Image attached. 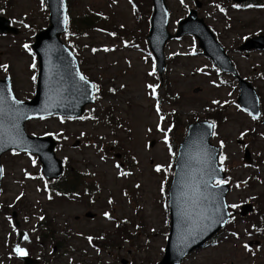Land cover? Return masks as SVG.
Segmentation results:
<instances>
[{"label": "rangeland", "instance_id": "1", "mask_svg": "<svg viewBox=\"0 0 264 264\" xmlns=\"http://www.w3.org/2000/svg\"><path fill=\"white\" fill-rule=\"evenodd\" d=\"M131 1L68 0V18L97 16L87 35L67 28L61 38L75 49L81 72L99 91L95 102L85 108L84 119L31 120L25 131L30 136L53 137L56 157L67 168L86 174L80 180L97 185V194L93 202L49 195L36 157L16 152L2 155L0 264L21 263L13 251L17 246L39 264H157L169 229L167 193L174 164L172 145L165 144L164 132L178 144L187 122L199 117L215 121L211 142L221 148L219 162L230 186L228 208L238 213L243 203L250 202L254 214L232 217L215 241L181 264H264V50H238L246 38L264 34V7H260L264 0L247 8L233 7L232 0H197L201 3L198 16L228 52L240 77L256 90L263 109L260 119L240 110L236 82L200 54L192 37L166 44L160 80L146 42L151 1ZM194 1L165 0L171 33L195 8ZM0 16L18 29L16 35H0V65H8L6 70L0 67V78L8 76L15 97L25 101L34 93L31 77L37 71L30 67L36 62L30 45L34 33L47 26L48 12L41 0H0ZM147 85L154 86V94ZM167 91L176 96L174 104ZM172 110L177 112L173 125ZM75 140L80 143L73 148ZM245 148L252 165L242 162ZM115 153L121 157L117 159ZM156 165L161 166L160 172ZM86 212L93 216L84 217ZM44 233L53 243L37 242V235ZM256 240L259 243L254 245ZM249 242L252 245L246 251L243 245Z\"/></svg>", "mask_w": 264, "mask_h": 264}, {"label": "water", "instance_id": "2", "mask_svg": "<svg viewBox=\"0 0 264 264\" xmlns=\"http://www.w3.org/2000/svg\"><path fill=\"white\" fill-rule=\"evenodd\" d=\"M49 9V27L35 36L32 45L37 55L39 70L35 95L29 102H21L15 107L22 113L16 121L23 139V145L9 142L11 132L10 112L0 113V156L9 150L27 151L36 154L42 164V173L48 178H58L61 174V163L55 157L54 141L51 138H30L24 132V123L31 118H39L53 114L64 117H77L82 114L85 105L92 103L93 88L91 83L84 85L77 73L81 74L76 58L60 41L59 36L65 30L64 0H46ZM241 3L245 0H234ZM153 14L150 30L146 37L149 48L155 56L156 68L159 74L164 69L163 49L168 40L185 34H193L205 56L224 72L235 74L234 68L223 49L215 41L213 35L205 27L196 12L190 11L189 16L178 24L175 35L167 28L168 10L164 0H152ZM196 6L200 4L196 2ZM15 32L8 27V22L0 18V33ZM264 47V37L246 41L241 50ZM82 75V74H81ZM240 88L239 104L256 117L258 98L250 84L238 79ZM75 86V87H74ZM0 91L5 94L11 91L8 78L0 80ZM194 92H197L195 89ZM13 96V93L11 91ZM14 97V96H13ZM15 98V97H14ZM212 125L208 122H196L189 125L184 140L179 144L172 183L169 190L170 230L164 250V256L159 264H179L190 252L200 248L211 239L229 220L225 195L226 184L213 188L212 182L224 177L217 165L219 149L210 144ZM78 144V142H76ZM244 160L250 163L246 150ZM1 181V174H0ZM207 181L209 190L215 196V202L204 201L193 208V198L202 191L203 182ZM214 206L220 209L214 211ZM250 205H243L240 214L250 212ZM184 211L191 216L188 223L181 224L180 213ZM197 213H202L207 219H201ZM223 216V222L220 217ZM24 264H34L27 257L22 258Z\"/></svg>", "mask_w": 264, "mask_h": 264}, {"label": "snow or ice", "instance_id": "3", "mask_svg": "<svg viewBox=\"0 0 264 264\" xmlns=\"http://www.w3.org/2000/svg\"><path fill=\"white\" fill-rule=\"evenodd\" d=\"M43 2V0H42ZM217 7L219 8L220 6L217 5ZM233 7H236V8H239L240 5L239 4H234ZM260 7H264V5H260ZM220 11H224L223 8H220ZM65 20V23H67V20H68V17L65 16L64 18ZM24 27H28L27 24L24 25ZM24 49L25 50H28L30 51L29 49V46L27 44L23 45ZM93 51H96L95 49H93ZM105 51H107V49H105ZM35 62H33L30 67L32 68H35ZM0 67L4 68L5 70L7 69L8 65H0ZM77 75L79 76V80L83 82L84 85H87L89 83V81L87 80V78L84 76V75H81L79 73H77ZM31 79L33 81L36 80V77L35 75H33L31 77ZM75 87V86H74ZM121 88L124 87V85H120ZM148 88L150 89H153V94H154V86L153 85H147ZM91 88L95 89L96 91H99V87L96 85V84H91ZM109 91H114L113 89H109ZM212 103H218L217 101H212ZM21 104V101L19 100H16L12 94H11V91H8L7 94H5L3 91H0V113H3L5 111L7 112H10L12 113V116H11V132L14 133V135H9L8 139H9V142L11 143H17V144H20V145H23V139H22V136L18 130V125L16 123V121L21 117L22 113L20 112L19 109H17L15 106L16 105H19ZM156 111L157 113L159 114V107L157 106L156 108ZM250 116H252L253 119H256L257 117L255 115H252L251 112L248 113ZM43 118V117H41ZM72 117H69V119H71ZM80 119H84V117H79ZM161 119H163V117H161ZM215 125H210V127H214ZM157 129L160 130V125L157 124ZM170 130V128L168 129ZM163 131V130H162ZM213 135H216L215 132L212 133ZM81 135H83V133H81ZM241 135L243 136V133H241ZM168 136H167V132L165 131L164 132V142L165 144L168 143ZM221 146H223V142H221ZM171 151V149H169ZM101 159H103V157H101ZM221 159H224L223 156H221ZM33 163H35V161H33ZM117 168H119L120 166L119 165H116ZM155 170L157 172H160L162 169H161V166L160 165H156V168ZM3 172V169L0 168V174H2ZM123 174V173H121ZM226 183L225 180H217L216 181V184L212 185L213 188L215 187H218L219 185H222ZM137 187H139V185H137ZM161 193H163L164 189H163V186H161ZM22 195V194H21ZM17 199H19V197H17ZM204 201H212L213 204L215 202V196L213 193H211V191L209 190V185L207 183V181H204L203 182V185H202V191H198L197 195L193 198V202H192V206L193 208H196L198 207L199 205H201ZM109 203H111V200H109ZM230 207H233L235 208L236 205H231ZM214 211L216 213H219L220 212V209L218 207H215L214 206ZM104 216L106 218H111L109 216V213L108 212H105L104 213ZM197 216L200 217L201 219H204L206 220L207 217L206 216H203L202 213H197ZM42 219V217H41ZM191 219V216L184 212V211H181L180 213V221H181V224H185V223H188V221ZM220 222L222 223L223 222V216L220 217ZM137 227H139V225H137ZM233 235H236L235 233H233ZM24 239L27 240L28 237L27 235L24 236ZM89 240V242H91L92 240V237H88L87 238ZM244 249L246 251L250 250L249 249V245L248 244H245L243 245ZM13 251L18 255V256H25L27 253H26V250L22 247H19L17 246L16 248L13 249Z\"/></svg>", "mask_w": 264, "mask_h": 264}, {"label": "trees", "instance_id": "4", "mask_svg": "<svg viewBox=\"0 0 264 264\" xmlns=\"http://www.w3.org/2000/svg\"><path fill=\"white\" fill-rule=\"evenodd\" d=\"M255 1L256 0H252L251 2H255ZM90 20L91 19L88 16L84 15V16H82L80 18L75 19L72 23H73L75 29L78 32H83V31H85L87 29H90V27L93 25V21H90ZM76 26H77V28H76ZM73 175L77 176L75 173ZM68 182L71 183V189L76 190L75 188H76L77 184L75 182H73V181H71V182L70 181H65L64 184L67 185ZM59 185L60 184H58V188L55 187V190L59 189ZM50 190L53 191L54 188H51Z\"/></svg>", "mask_w": 264, "mask_h": 264}]
</instances>
